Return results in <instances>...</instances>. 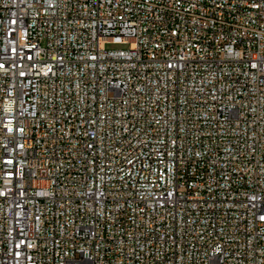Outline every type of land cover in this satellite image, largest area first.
<instances>
[{"label": "built area", "instance_id": "1", "mask_svg": "<svg viewBox=\"0 0 264 264\" xmlns=\"http://www.w3.org/2000/svg\"><path fill=\"white\" fill-rule=\"evenodd\" d=\"M0 264H264V0H0Z\"/></svg>", "mask_w": 264, "mask_h": 264}, {"label": "rangeland", "instance_id": "2", "mask_svg": "<svg viewBox=\"0 0 264 264\" xmlns=\"http://www.w3.org/2000/svg\"><path fill=\"white\" fill-rule=\"evenodd\" d=\"M109 47H113V48H118V49H122V48H128L129 44H115V45H108Z\"/></svg>", "mask_w": 264, "mask_h": 264}]
</instances>
